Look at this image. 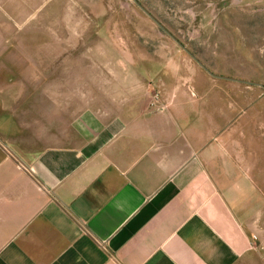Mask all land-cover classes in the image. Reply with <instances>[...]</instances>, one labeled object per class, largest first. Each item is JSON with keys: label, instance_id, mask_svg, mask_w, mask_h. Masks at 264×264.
Returning a JSON list of instances; mask_svg holds the SVG:
<instances>
[{"label": "crops", "instance_id": "crops-1", "mask_svg": "<svg viewBox=\"0 0 264 264\" xmlns=\"http://www.w3.org/2000/svg\"><path fill=\"white\" fill-rule=\"evenodd\" d=\"M137 76L122 102L52 86L32 108L0 85V264H257L264 196L231 87ZM149 88L165 109L148 111Z\"/></svg>", "mask_w": 264, "mask_h": 264}, {"label": "rangeland", "instance_id": "rangeland-1", "mask_svg": "<svg viewBox=\"0 0 264 264\" xmlns=\"http://www.w3.org/2000/svg\"><path fill=\"white\" fill-rule=\"evenodd\" d=\"M136 1L167 32L134 0H0V85H9L10 103L20 92L32 108L52 86L122 102L137 75L197 70L218 93L231 87L234 139L264 196V0ZM259 226L264 264V213Z\"/></svg>", "mask_w": 264, "mask_h": 264}, {"label": "built area", "instance_id": "built-area-1", "mask_svg": "<svg viewBox=\"0 0 264 264\" xmlns=\"http://www.w3.org/2000/svg\"><path fill=\"white\" fill-rule=\"evenodd\" d=\"M148 92V111H158L165 109L164 103L160 98V93L154 88H149Z\"/></svg>", "mask_w": 264, "mask_h": 264}, {"label": "water", "instance_id": "water-1", "mask_svg": "<svg viewBox=\"0 0 264 264\" xmlns=\"http://www.w3.org/2000/svg\"><path fill=\"white\" fill-rule=\"evenodd\" d=\"M136 2V4L138 5V7L140 9H142V11H144L161 29L165 30V28L143 7L141 6L136 0H134ZM166 31V30H165ZM167 32V31H166ZM170 35V34H169ZM170 37H172V39L180 46L182 47L191 57H193L210 75L212 76H217L215 74H213L211 71H209L202 63H200L191 53L190 51H188L183 45L182 43H180L177 39H175L172 35H170ZM230 79V78H229ZM235 80V79H233ZM246 83H251L249 81H246ZM255 84V83H253ZM259 86H263L262 84L256 83ZM264 87V86H263Z\"/></svg>", "mask_w": 264, "mask_h": 264}]
</instances>
